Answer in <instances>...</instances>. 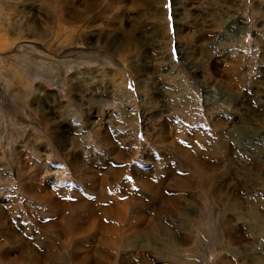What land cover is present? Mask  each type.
I'll use <instances>...</instances> for the list:
<instances>
[{"label": "rangeland", "instance_id": "1", "mask_svg": "<svg viewBox=\"0 0 264 264\" xmlns=\"http://www.w3.org/2000/svg\"><path fill=\"white\" fill-rule=\"evenodd\" d=\"M127 1L0 0V264H264V0Z\"/></svg>", "mask_w": 264, "mask_h": 264}, {"label": "bare ground", "instance_id": "2", "mask_svg": "<svg viewBox=\"0 0 264 264\" xmlns=\"http://www.w3.org/2000/svg\"><path fill=\"white\" fill-rule=\"evenodd\" d=\"M127 2H129V0L127 1ZM93 2L91 1V2H89V3H87L85 6H84V8L83 9H80L79 11H76V12H74L73 14H71L70 16H69V18L71 19V20H74L75 18H76V20L75 21H77V20H80L81 18H84L85 17V15H83V13L84 14H87V12H89L92 8H93V6L91 7V8H89L90 7V4H92ZM64 19V18H63ZM59 22H61V21H59ZM215 73V72H214ZM222 73H224V71H222ZM208 166V165H207ZM209 168H210V166H208ZM114 176H116L117 175V172H114V174H113ZM147 180V179H146ZM145 179L144 180H142V182H141V184L143 185H145V187H147L148 189H152V186H153V184H151V186L149 185V182L148 181H146ZM177 180L178 179H175V181L177 182ZM115 206V205H114ZM114 206H111L110 207V209H109V212L113 215V216H115V218H118V219H123V217L120 215V213H119V210H118V207H114ZM147 217H145V219H146ZM74 220V219H73ZM5 225V224H4ZM262 225V224H261ZM161 230H163V227H161L160 228ZM151 235V234H150ZM169 236L171 237L172 236V234L170 233L169 234ZM6 237V239H8L9 241L10 240H13V244H17L18 243V241H17V238H14V235H13V233L11 232V235H9V232H8V235H6L5 236ZM156 238V237H155ZM152 239H154V237L152 238ZM158 239V238H157ZM156 239V240H157ZM156 240H154V241H156ZM176 242H178V241H176V240H170L169 242H167L168 244H167V248L168 249H170V248H172L170 245H169V243H176ZM164 244V243H163ZM165 245V244H164ZM174 245V244H173ZM23 246V245H22ZM19 247V246H18ZM23 248H24V246H23ZM26 250H28L27 248H26ZM26 250L25 251H23L24 253H26ZM34 253V252H33ZM32 253V250L29 252V254H28V256H26V254H25V256H23L22 254H21V256H19V258H11V256H10V260L8 259V261H9V263H12V264H15V263H17V262H20L21 260H23L24 261V263L25 264H36L35 263V261L37 260V259H35L36 257L35 256H33L32 257V255L31 254H33ZM6 254V253H5ZM4 254V255H5ZM1 258H3V259H5L6 258V256L4 257V256H2ZM15 259H17V260H15ZM15 260V261H14ZM22 263V262H21ZM37 263H39V262H37ZM18 264V263H17Z\"/></svg>", "mask_w": 264, "mask_h": 264}]
</instances>
